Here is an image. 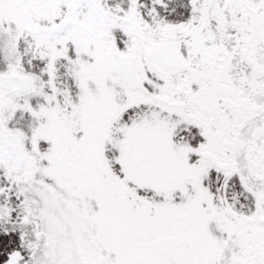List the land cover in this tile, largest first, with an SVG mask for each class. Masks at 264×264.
Listing matches in <instances>:
<instances>
[{"label":"snow or ice","instance_id":"snow-or-ice-1","mask_svg":"<svg viewBox=\"0 0 264 264\" xmlns=\"http://www.w3.org/2000/svg\"><path fill=\"white\" fill-rule=\"evenodd\" d=\"M0 264H264V0H0Z\"/></svg>","mask_w":264,"mask_h":264}]
</instances>
